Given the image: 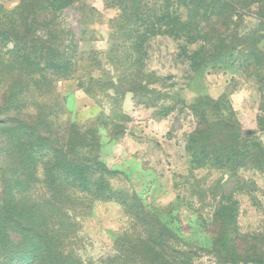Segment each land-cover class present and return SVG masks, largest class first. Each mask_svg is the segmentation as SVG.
I'll list each match as a JSON object with an SVG mask.
<instances>
[{"label":"rangeland","instance_id":"374dc122","mask_svg":"<svg viewBox=\"0 0 264 264\" xmlns=\"http://www.w3.org/2000/svg\"><path fill=\"white\" fill-rule=\"evenodd\" d=\"M0 264H264V0H0Z\"/></svg>","mask_w":264,"mask_h":264},{"label":"trees","instance_id":"16d2710c","mask_svg":"<svg viewBox=\"0 0 264 264\" xmlns=\"http://www.w3.org/2000/svg\"><path fill=\"white\" fill-rule=\"evenodd\" d=\"M236 149L237 148H239V146H237L236 144H235V146H234ZM242 148H244V146H242ZM209 163V162H208ZM223 164V165H232V162L231 161H220V162H218V163H214V165H221V164ZM36 253H37V251H36ZM38 253H40L39 252V250H38ZM260 263H263V262H260Z\"/></svg>","mask_w":264,"mask_h":264}]
</instances>
